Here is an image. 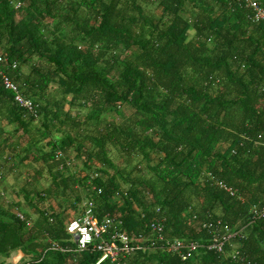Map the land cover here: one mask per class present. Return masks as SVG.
Here are the masks:
<instances>
[{
	"label": "trees",
	"instance_id": "trees-1",
	"mask_svg": "<svg viewBox=\"0 0 264 264\" xmlns=\"http://www.w3.org/2000/svg\"><path fill=\"white\" fill-rule=\"evenodd\" d=\"M0 52L38 112L0 79V122L23 140L0 139V188L8 173L29 178L17 193L37 214L27 226L0 189V264L18 251L16 264H95L98 252L50 249L72 245L66 224L85 198L135 239L159 218L167 238L206 242L202 223L220 220L243 238L190 264H264V221L251 212L264 206V25L241 0H0ZM111 109L129 115L108 120ZM101 264L182 262L157 248Z\"/></svg>",
	"mask_w": 264,
	"mask_h": 264
},
{
	"label": "built area",
	"instance_id": "built-area-1",
	"mask_svg": "<svg viewBox=\"0 0 264 264\" xmlns=\"http://www.w3.org/2000/svg\"><path fill=\"white\" fill-rule=\"evenodd\" d=\"M244 7L250 13V19L255 23L264 25V6L257 0H241ZM19 6V3L17 4ZM8 68L15 69L16 61L8 62L7 58L0 52V79L4 89L10 91L13 95V101L26 113L37 118V105L31 98L24 96L21 91V85L13 81L7 74ZM62 155L61 151H57L56 157ZM69 166L70 162L65 161ZM96 176V174H94ZM215 185L227 192L230 196L235 195L236 191L224 184L220 180L214 181ZM95 189V187H93ZM100 193V189L97 190ZM82 212L73 217L66 224V232L69 235L71 246H61L52 242L50 249L60 252H84L95 251L100 254L95 264H101L105 260L111 263H119L125 257L137 251L161 249L166 253H173L179 256L182 264H190L194 254L200 249L205 248L217 254L224 252L225 245L233 238H243L241 229L231 230L220 220L204 221L202 228L207 231L209 236L206 242H200L193 239L167 238L164 234L163 220L153 218L149 220L145 227L149 230V234H138L137 239L126 234L120 226V219L114 218L109 214L99 218L95 212V202L92 199L85 198L82 203ZM159 209H156L158 212ZM251 212L255 218L264 221V206H253ZM16 217L25 222L24 214L15 209ZM27 224V221H26ZM239 252L234 250L231 257L239 258Z\"/></svg>",
	"mask_w": 264,
	"mask_h": 264
},
{
	"label": "crops",
	"instance_id": "crops-1",
	"mask_svg": "<svg viewBox=\"0 0 264 264\" xmlns=\"http://www.w3.org/2000/svg\"><path fill=\"white\" fill-rule=\"evenodd\" d=\"M6 123L4 122V121H1L0 122V139H2L3 137H5V136H10V134L11 135H15L16 137H15V139L14 140H18L19 142H20V144L22 145V142L21 141H23V140H20L19 139V136H17V132L15 131V129H16V127H15V125H9V126H6L5 125ZM3 128V129H2ZM6 131L7 133H2L1 131ZM10 133V134H9ZM20 145V146H21ZM62 153V152H61ZM63 156L64 157H66V158H68L66 155H64L63 154ZM69 159V158H68ZM67 161H69L70 162V159L69 160H67ZM71 165V163L69 164V167H71L70 166ZM7 169V167H4L3 168V170H6ZM27 175H28V173H27ZM22 179L23 180H21V182H17V180H16V178L12 175V173H8V175H6V177H5V179H4V182H3V184H2V189H1V191H2V194H3V192L4 193H6V195H7V198H6V196L3 194V197H4V200H6L7 202H11V201H16V200H19L20 202H23L24 201V199H23V197L22 196H20V195H18V193H17V191H18V188L19 187H21L22 185H25L27 182H28V179H24L23 177H22ZM42 182H39L38 184H41ZM38 184H37V186H38ZM45 186V185H44ZM43 186V187H44ZM42 187V188H43ZM42 188H40V190L42 189ZM8 191L9 192H12V195H13V198H12V196L8 193ZM22 206V205H21ZM22 209H24L23 207H22ZM22 212V211H21ZM23 213V212H22ZM24 217L27 215V216H29L28 218L29 219H26V217H25V224H26V221H27V226H29L30 224H31V222L32 221H34V219L37 217V214H35L34 213V211L33 210H31L30 208H27V210L26 209H24ZM17 253H20V255L21 256H19V258H18V260H17V262L19 261V259L22 257V253L21 252H17ZM17 262H11V263H13V264H16Z\"/></svg>",
	"mask_w": 264,
	"mask_h": 264
},
{
	"label": "rangeland",
	"instance_id": "rangeland-1",
	"mask_svg": "<svg viewBox=\"0 0 264 264\" xmlns=\"http://www.w3.org/2000/svg\"><path fill=\"white\" fill-rule=\"evenodd\" d=\"M23 70L24 71H27L28 70V68L27 67H24L23 68ZM122 109V108H121ZM126 116L127 117V115H129V111L128 110H124L123 111V114H122V116ZM103 116L106 118V119H108V120H115L116 122H118L120 119H121V117L122 116H120V117H118L115 113H114V110L113 109H111V110H109V111H107L106 113H104L103 114ZM70 157H71V162H72V166H71V169H77V170H79L78 168H80V164H81V160L79 159V158H75L74 156H73V154H70ZM113 158H114V160L117 162V164H120L121 163V159L120 158H117L116 156H113ZM9 163H10V161H8ZM70 162V163H71ZM78 166V167H77ZM23 171H25L26 169L24 168V169H22ZM29 172V171H28ZM26 174H27V172H25L24 173V176H26ZM12 175L16 178V180H17V182H21V180H23L22 179V176L23 175H19V174H17L16 172H12ZM40 182H42V181H40ZM45 184H44V182H42L41 184H38V186H37V188H42L43 186H44ZM45 187V186H44ZM0 189H2V187L0 188ZM13 192V191H12ZM12 192H9L8 191V193L12 196V198H13V195H12ZM3 194L6 196V198H7V195H6V193H4L3 192ZM21 204H22V207L24 208V209H26L27 210V207H26V202H21ZM47 204L48 203H44V205L42 206L43 208H45V209H47ZM24 209H23V211H24ZM19 256H21L20 255V253H16L15 255H13L12 257H11V259L9 260V261H11V262H17V260H18V258H19Z\"/></svg>",
	"mask_w": 264,
	"mask_h": 264
}]
</instances>
